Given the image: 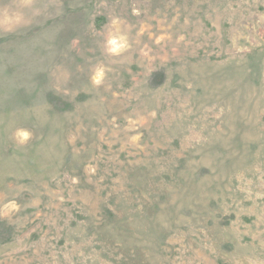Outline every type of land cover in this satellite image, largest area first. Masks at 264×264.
Returning <instances> with one entry per match:
<instances>
[{
    "label": "rangeland",
    "instance_id": "374dc122",
    "mask_svg": "<svg viewBox=\"0 0 264 264\" xmlns=\"http://www.w3.org/2000/svg\"><path fill=\"white\" fill-rule=\"evenodd\" d=\"M0 264H264V0H0Z\"/></svg>",
    "mask_w": 264,
    "mask_h": 264
},
{
    "label": "clouds",
    "instance_id": "9594fccd",
    "mask_svg": "<svg viewBox=\"0 0 264 264\" xmlns=\"http://www.w3.org/2000/svg\"><path fill=\"white\" fill-rule=\"evenodd\" d=\"M113 43H115V42H113ZM18 135L20 137H22L24 140H26L28 138L29 134L26 131H21V132L18 133Z\"/></svg>",
    "mask_w": 264,
    "mask_h": 264
}]
</instances>
